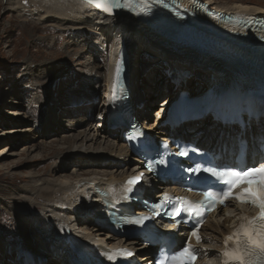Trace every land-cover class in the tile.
<instances>
[{
	"label": "rangeland",
	"instance_id": "374dc122",
	"mask_svg": "<svg viewBox=\"0 0 264 264\" xmlns=\"http://www.w3.org/2000/svg\"><path fill=\"white\" fill-rule=\"evenodd\" d=\"M212 1L217 6L220 5L219 7L229 8L237 0ZM31 3L30 0L26 3L25 0H0V241L8 240L6 241L8 244H17L28 251H36L38 242L41 243L36 237L41 232L39 229L43 221L41 217L51 220L52 209H58L63 214L67 202L71 201L69 195L72 193L66 192L70 190L63 192L61 184H81L89 178L103 179L94 173L99 169L105 171L103 176L107 177L106 180H114L119 177L121 171L116 165L115 168L103 169L104 166L90 164L91 161L85 153L94 151L93 149H97L98 152L104 151L112 145V136L117 137V134L113 133L116 130H106L108 128L105 127L107 123H104L105 114L103 106H100L103 99L100 98L94 103L89 99L93 92L98 93L101 89V92H105L104 78L109 60L106 39L90 28L75 30L68 23L69 21L75 23L73 20H66L59 25L49 23L42 25L40 21L49 17L40 19V13L44 10H35ZM208 5L213 6L210 2ZM79 25L75 23L73 27ZM98 36H101L99 41ZM86 37L91 43H87L84 51L81 41ZM143 56L146 57L140 61V57ZM153 57L154 55H150L148 51L139 53L136 51L134 57L135 68L144 69L142 73H145V70H148V73L151 70L156 73L155 76L148 78L145 85L148 97H152L144 108L147 114L148 109L156 111L154 107H150L151 103L156 109L157 106L158 109H164L161 108V104L165 101L166 105L168 102L166 97H171L168 87L162 89L163 78H158L163 77L160 71L165 72L166 68L161 69L160 66H163L161 62L155 64L157 61ZM195 70L197 68L190 74L195 77L192 80V87L199 85L198 87L202 86L204 89L205 84L201 77L205 73L199 74ZM96 71L98 72L95 73ZM96 78L99 79V83H96ZM53 83L57 85L53 87ZM66 84L65 89L71 92V98H86L83 106L85 103L94 104V107L84 106L82 111L87 114L88 127L92 122L101 123L104 127L102 131L97 132L94 128L97 126L93 123L94 127L82 133V128H73L70 122L68 130L61 114L48 110L56 101L61 106H67L66 99L69 93L65 97L60 91ZM99 84L101 85L97 86ZM25 86L32 88L39 99H46V95L48 98L44 104L36 103L35 106L39 109L31 111L28 115L20 112L24 105L17 99L18 95L22 99L28 98V94L24 96L21 90ZM142 89L140 83L138 90L141 94ZM37 111L40 117L35 124L34 115ZM88 131H91L92 139L85 140L89 136ZM78 137L84 141L78 140ZM73 139H77V142L70 144L69 141ZM90 165L93 167L85 169ZM88 170L92 173L86 176L83 172ZM73 199L76 197L73 196ZM48 233L51 231L46 229L45 235L41 238L45 243L48 240L46 239ZM1 258L0 256V261Z\"/></svg>",
	"mask_w": 264,
	"mask_h": 264
},
{
	"label": "bare ground",
	"instance_id": "6f19581e",
	"mask_svg": "<svg viewBox=\"0 0 264 264\" xmlns=\"http://www.w3.org/2000/svg\"><path fill=\"white\" fill-rule=\"evenodd\" d=\"M163 1H164V4L162 5H164L165 7H169L173 5L172 3H177L176 5L177 8H184L185 11H192L193 17L191 18V20H194L196 17H198V20H206L209 23V25H210V21L213 23L215 22L209 16L199 11L201 8L200 3H202L205 0H163ZM30 2H32L31 4L35 10L37 9L44 10L40 13V16H41L40 19L46 16L49 17V19L40 21V24L42 25H46L47 23H49V25H59L66 20L67 21L73 20L75 21V23L80 24L77 27H73L75 23H72L70 21L68 22L69 24H71V27L74 28L75 30H84V29L90 28V29H93L94 32H96L98 35H101L103 39H106L105 43L108 46L109 60L107 61L108 62L106 66L107 73L104 78L105 85L103 87V90L105 92H101L102 90L101 89L100 92L95 93L93 96L89 97V99H91L90 101L93 103L96 102L100 98L103 99L101 101L100 106H103L102 108L105 114V117H104L105 122L107 120L106 115H109V107H110L109 124L116 122L115 117H114L115 112L113 108L111 107V104L114 105V103L111 100L112 92L110 89V84H111V81H113L112 76L114 74V70H115L114 67H115L116 60L117 58H119V50L122 47H124L127 50V54H129L130 56L129 64L123 68V69H126V75L128 74L130 75L129 80H132L133 82V94H132V97H128V99L132 98V101H133V95H136L139 98L136 101V103L139 104L141 101L145 100L142 105L143 110L145 106L148 105V101L150 98L148 97V89H145V85L147 84L149 74L148 72L146 74L142 73L144 69L141 70V68L137 69L134 67V57H135L136 51L138 53L140 51H148L150 55H154L155 60L157 61L155 62V64H159L162 61V63L169 65V67L171 68L174 67L173 69L179 72L181 75H187V73L191 74L194 71V68H197V70L195 71H197L199 74L205 73V75L201 77L205 84V87H203L204 89H202V86L198 87L196 90L193 89L195 90L194 95H189L190 98L194 97L196 102L200 100V97L202 95H203L202 103H209V102H212L219 94L233 92L234 86H236L237 89H240L239 86L237 85L239 81H236L239 79L238 75L232 69H230L227 65L223 63H213V62L208 61L207 60L208 57L206 55L203 56L202 53H199L198 51H194L193 49H190V48L187 49L185 46L174 41L175 38H173V40L170 38L168 39L163 33L155 31L153 28H151V26L145 24L143 21H141L138 18H134V17L129 18V16L127 15H125L124 17H120V18L110 17V16L105 15L103 12H99L98 10L93 9L91 7L92 5H88L84 3L83 0H30ZM208 2L212 3L213 5V6L210 5L211 10H216L224 14L225 13H235V12H240L242 14L246 12L255 13V14H264V0H255V1L254 0H237V1H234V3H232L231 6L229 5L231 8L230 7L228 8V6L219 7L220 5L217 6V4L213 2L212 0ZM196 8L198 11H196ZM158 16L161 18H164V17L166 18L168 16V13L167 11H164ZM217 25L220 26L219 24ZM110 73L112 74V76L110 75ZM183 77L185 78V76ZM262 77L264 79V75H262ZM138 80L140 81L138 82ZM140 83L143 88L142 94L140 90H138V85ZM65 87L67 88V84ZM143 96L145 97V99ZM72 98L77 103L78 102L79 103L78 105H76L77 110H75L77 112L75 113V116H77L76 117L77 120L74 119L73 115H70L71 117L69 121L72 125L71 127L82 128L81 130L82 133L84 131L86 132L87 131L86 128H88L89 122L87 119L86 112L82 111L83 110L82 104L87 99L83 97H76V98L72 97ZM170 100L171 99H169V97L167 96L166 101L169 102ZM122 103H123V100H122ZM165 103L166 102L164 101V104L163 103L161 104L162 106L161 108H165L167 106L165 110H168L169 107L167 104L165 105ZM131 108L133 112L137 111V108H135V106ZM160 111L162 112L163 109H160ZM142 117L144 118V124H148V119H147V115L145 112H143ZM178 119H181V117H179ZM208 122L209 121L207 119L206 121H199L191 125L189 127L190 131L188 134L196 138L199 133H202V134L209 133L210 127L212 129L211 132H217V127H215L210 122L209 123ZM106 127L108 128V126ZM106 130L112 131V129H106ZM148 130L152 132V129L150 127H148ZM227 130L229 131L230 129L228 128ZM90 132L91 131H88L89 136H87L85 140L92 139L90 136ZM162 132H166V131L162 130L161 133ZM113 133L117 134L116 135L117 137H114L115 135L112 136L113 141H112V145H110L109 148H106L104 151H101V152L100 151L98 152L97 149H93L94 151H86L85 153H86V156L88 157V160L91 161L90 164H95V166L101 167V166H104V163L106 162H109V163L112 161L115 162V164L113 163V165L114 166L116 165V167L121 171L120 174H118L119 177H117L114 180H111V179L103 180V179H98V178L95 180V179L89 178L87 181H85V183L83 182L81 184H74V185L65 184V183L61 184L60 186L63 187L61 189L63 192L65 190H70L66 192L72 193L71 195L68 194L69 197H71V201H68L69 205L67 202V206L64 204L66 206V209L63 212V214L62 212L58 211V209H52L53 213L51 214L52 215L51 220H48L45 217H41L43 221L39 225V229H41L39 240L41 241L42 244H46V243L48 244L49 241L58 240V237L62 234L64 235V237L72 235L78 240H85L90 245L101 243L102 241H105L107 239H108V242L104 243L105 245H108L110 242L112 246H114V244L119 245L116 239H112L111 237H107L106 235L101 234L100 232H98V230H95L93 226L91 227L86 226L84 222H81V224H83L85 228L83 226H80L77 219L80 218L81 215H85V214L95 215L93 212L94 209L85 210L84 208L79 207L78 211L75 210V207L80 205L83 199L86 198L88 194V190L90 189V186L92 183L104 182V181L115 182V181H119L123 177H124V180H127V177L125 176L127 175L128 172L126 173L125 170H130L131 168H133V166L129 165V163L125 161L127 159L128 152L126 150L124 143L121 141V138L118 136L119 134L118 131H115ZM229 133L231 134V132ZM155 136H156L155 144L158 145L160 137L157 136L156 134ZM62 139H65V138H62ZM77 139L84 141L83 138L78 137ZM77 139H73L69 141L70 144L77 142ZM200 143H203L201 137H200ZM215 144H216V141L212 140L211 142H209L206 148L208 149V147L210 148L211 146H214ZM225 144L229 145L230 139L225 141ZM83 173H85L86 176H89L92 173V171L90 172V170H88V171H84ZM94 173L95 175L99 177L105 175V171L101 169L95 170ZM62 177H64V175H62ZM86 183H88L87 186H86ZM73 196L76 197V199H73ZM147 199H148V196L144 194L143 200H147ZM91 204H92L91 202H88L87 206L90 207ZM83 217H89V216L85 215ZM221 219L222 218H220L219 220ZM54 220L55 222H53ZM81 221H82V218H81ZM95 222H97V220H94L91 224ZM229 223H230V220H226L225 223H222L221 225L222 228H218V227L215 228V232H214L215 235H213L214 239H216L219 236L220 232L226 233L228 231L227 227ZM67 228L69 229L70 235L64 234ZM46 229L50 230L51 233L46 234L47 235L46 239L48 240L45 243L44 242L45 240L41 238H43V235H45ZM43 231L44 233H42ZM33 235H36V234H33ZM4 241L6 242L8 240H4ZM4 241L3 240L0 241V250L4 248L2 249L1 252H3L4 250H7V248H5ZM60 242H63V240H60L57 243H60ZM206 244L208 245V243ZM110 248L111 247H109L108 249ZM11 253L13 255H18L19 253H22L25 256V261L27 264H32L34 262V259L28 253L20 249H12ZM209 253H210V250H209ZM20 258H22L24 261V257L22 256L17 257L16 260ZM65 263L68 264V261L67 260L63 261V264ZM36 264H42V263L36 262Z\"/></svg>",
	"mask_w": 264,
	"mask_h": 264
},
{
	"label": "snow or ice",
	"instance_id": "6c2138e0",
	"mask_svg": "<svg viewBox=\"0 0 264 264\" xmlns=\"http://www.w3.org/2000/svg\"><path fill=\"white\" fill-rule=\"evenodd\" d=\"M27 0H25V3ZM84 3L101 9L108 15L113 14L114 9L129 8L133 0H83ZM152 3H163V0H151ZM138 6L144 11L150 6V0H138ZM251 18H244V23H250ZM239 22V18H237ZM235 30V29H233ZM115 85L112 89V98L115 99ZM143 135L142 132L133 129L128 136L130 141L137 140ZM167 149V144L164 145ZM188 150L181 149L177 155L187 156ZM166 161L163 156L159 160L151 161L146 165L149 172L156 170V165H163ZM185 171L199 178V174L206 173L210 181L202 191V199L192 201L186 197H172L168 192L162 194L158 203L151 205L153 209L151 216L141 215L125 222L129 224L142 225L145 221L159 215V210L170 206L171 211L165 215L174 220L173 228L180 223H190L192 230L189 233V241L195 238L196 243L201 242L199 235L200 226L204 222L206 213L216 209L218 205L225 206L226 202L235 199L239 204H249L258 211L255 216H241L239 223L233 228L229 235L224 237V247L219 253L221 264H264V155L257 158H249L246 154L242 163L219 164L214 162L196 163L194 167H188ZM143 179V173L129 177L123 186V195L114 203L129 201L136 191V186ZM187 190L191 191L189 187ZM183 214L186 219H176ZM108 261L124 259L133 255L127 249H119L115 252H105ZM199 250L190 242L182 246L167 247L161 250V256L155 264H195Z\"/></svg>",
	"mask_w": 264,
	"mask_h": 264
},
{
	"label": "water",
	"instance_id": "95a60500",
	"mask_svg": "<svg viewBox=\"0 0 264 264\" xmlns=\"http://www.w3.org/2000/svg\"><path fill=\"white\" fill-rule=\"evenodd\" d=\"M97 10H99V11H101V12H103L101 9H98V8H96ZM105 15H107V16H110V17H115V18H120V17H124L125 15H127L128 14V11H127V9H125V8H118V9H114L113 10V14L112 15H108L107 13H105V12H103Z\"/></svg>",
	"mask_w": 264,
	"mask_h": 264
}]
</instances>
